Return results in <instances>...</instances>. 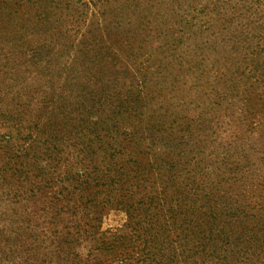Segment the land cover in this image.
I'll list each match as a JSON object with an SVG mask.
<instances>
[{"label": "rangeland", "instance_id": "rangeland-1", "mask_svg": "<svg viewBox=\"0 0 264 264\" xmlns=\"http://www.w3.org/2000/svg\"><path fill=\"white\" fill-rule=\"evenodd\" d=\"M63 1L69 9L61 5L59 11L69 17L63 16L60 27L67 33L54 31L51 59L32 60L27 46L17 38L31 27L24 21L14 23V19L0 13V150H10L9 156L25 159L32 150H26L28 146L37 147L34 141L41 136L35 134L34 127L16 121L15 116L5 120L2 113L11 115L19 111L23 115V109L43 106L45 113L40 112L39 119L32 122L42 124L40 131L47 121V111L61 104L79 106V98L73 99L78 96L77 91L84 86L92 88V81L96 85L105 83L102 86L108 88L117 106L126 107L128 102L135 108L136 118L139 114L144 116L143 126L139 125V140L144 141L143 147L145 144L152 148L150 159L157 161H151L153 170L157 171L159 162L164 168L160 177L166 182V201L176 193L180 202L184 200V205L174 202L177 208L181 204L176 210L185 212L195 202L198 207L205 206L197 207L198 220H202L199 214L204 210L219 212L215 225L209 223L201 233L197 232L195 240L186 238L196 251V256L188 257V263L221 264L219 256L224 247L216 252L217 258L211 259L206 253L209 246L203 249L206 239L200 237L207 235L208 239V230L213 226L217 231L225 220L224 211L232 213L238 209L239 220H246L249 228L259 219L264 222V0ZM123 39L130 41L131 52ZM90 40L92 44H105L115 51L114 55L112 50L110 56L96 46L93 48H97L99 55L89 52L78 59V49ZM72 76L80 77L71 79ZM144 77L146 84L142 88L140 82ZM61 85L66 87L64 91ZM141 89L146 91L149 102L139 111ZM89 105L90 102L86 106ZM28 117H23V122L35 119ZM121 117L126 119L127 115ZM143 127L152 135L145 140H141ZM134 129H138V124ZM119 143L112 144L117 151ZM139 148L135 153L138 159ZM111 149L106 147L103 152L109 153L106 150ZM169 151V157L176 162L171 172L167 171L166 161L161 160L166 158L163 153ZM120 157L114 155L108 163H119L123 160ZM12 185L16 189L17 183L12 181ZM4 188L6 192H0V231L6 236L17 232L24 236V227L33 218L29 203L26 199L6 197L13 190ZM114 189L113 186L108 190L121 192ZM89 194L90 191H84L85 199ZM104 195L88 199L99 203L101 209L91 214V218L97 219L95 228L90 230L89 240L75 247V253L88 263L96 259L99 264H121L123 259L124 264H136L139 211L131 221L123 206L106 202ZM22 204L26 207L23 212ZM34 209L38 210L37 205L31 207V211ZM12 213L15 219L11 218ZM239 220L227 217L226 231L232 230L238 236ZM175 231L169 235L174 237ZM245 232L248 238L250 232ZM181 233L184 237L189 230L183 227ZM100 236L117 245L113 252L103 249ZM187 240L184 238L182 244L188 245ZM239 244L240 241L235 245L237 249L243 246ZM157 247L159 244L155 243V250ZM176 248L178 257L186 259L189 252L185 246L178 244ZM4 250L3 242L0 251ZM249 250L248 243L245 255L250 258ZM9 259L6 264H25L23 258ZM259 260L264 262L263 257ZM34 264H40V260Z\"/></svg>", "mask_w": 264, "mask_h": 264}, {"label": "trees", "instance_id": "trees-1", "mask_svg": "<svg viewBox=\"0 0 264 264\" xmlns=\"http://www.w3.org/2000/svg\"><path fill=\"white\" fill-rule=\"evenodd\" d=\"M61 5L69 9L63 0H0L1 14L9 20L14 19V23L24 21L31 27L29 31L25 30L17 38L27 46L32 54V60L51 59V47L56 40L54 31L67 33L61 30L60 24L64 19L63 16L69 17V14L59 11ZM92 40L89 44H84L86 47L83 46V49H78V59L85 58L84 56L89 52L99 55L97 48H93L96 46L100 47V51H106L112 56L111 48L101 43L94 44L95 41L92 44ZM127 40L123 39L124 43H127L128 51L131 52L133 46L131 47L130 41ZM141 48L143 46L139 47ZM114 52L112 50L113 55ZM78 77L80 76H72L71 79ZM108 81L109 79L106 80ZM48 82L52 83L50 79ZM91 83L92 88L84 86L77 91L78 96L73 97L74 101L79 98V106L74 104L72 107L69 106L70 103L61 104L52 111H47V121L40 131L38 129L42 124L37 125L32 122L39 119L37 116L40 112L45 113L43 106L23 109V115H20L19 111L11 115L2 113L5 120L10 121L11 116H15L16 121L34 127L35 134L38 132L41 136L34 141L37 147L33 148L32 144L28 146L26 150L32 149L31 155L26 154L27 157L22 159L23 161L16 155L9 156L10 150H0V192H6L4 188L6 187L13 190L6 197L14 198L13 200L26 199L29 203L27 206L30 207L29 214L33 217L24 227L27 231L24 236L19 232L16 234L12 232L13 235L6 236L0 231V244L5 243V250L0 251V264H6L11 257L21 260L23 258L25 264H34L38 260L40 264H99L96 259H92L89 263L88 260L82 261L74 249L89 240V232L95 228V221H97L91 218V214L101 209L99 203L88 202V199L92 201L96 195L101 197L104 193L103 200L123 206L131 221L137 217L135 212L139 211V261L137 260L136 264H166L167 262L189 264L188 257L196 256V251L193 248L194 245L186 238L189 236V239L195 240L198 238L197 232L201 233L209 223L215 225L220 216L219 212L211 209L207 213L204 210L202 214H199L202 220H198L196 202L184 212L183 209L176 210L180 209L181 204L177 208L174 202L184 205V200L179 201L178 194L173 193L169 197V202L166 201L169 196L166 195L167 186L160 177L161 170L164 168L161 169L159 162L157 171L153 170L151 161L153 160L154 164L157 161L154 157L150 159L153 154L152 148L145 144L143 147L144 141L139 140V125L143 126L144 116L139 114L140 117L136 118V115H133L136 110L133 105L129 106L128 102L126 107L117 106L113 96L109 95L108 88L102 86L105 83H99V85L93 81ZM140 84L143 88L146 84L145 77ZM65 88V86L62 87V91ZM141 95L145 103L143 106L140 102ZM126 101H128L127 98ZM89 102L90 105L87 107ZM148 102L146 91L141 89L139 111L147 106ZM16 106L19 104L16 103ZM56 109L59 111L56 112ZM123 114L127 115L126 119L121 117ZM25 116H29L28 118L35 116V119L23 122L22 118ZM137 124L138 129H134L137 128ZM146 130V127L142 128L141 140L152 136ZM117 141H120L119 147L117 146L118 151L114 149L115 146L112 147V144ZM106 147L112 148L110 151L106 150L109 153L103 152ZM138 148L139 159L135 156ZM118 154L123 160L111 166L108 159ZM163 154H166V158L161 160L166 161L165 166L169 167L167 171L171 172L175 169L176 162L169 157L172 154L170 151ZM151 172H153L152 176ZM12 181L17 183L16 189L13 188ZM113 186L121 192L116 194L109 191L108 189ZM87 190L90 194L89 198L85 199L84 191ZM36 205L38 210L31 211V207ZM204 207L199 206L198 209ZM21 208L23 212L26 207L22 204ZM238 212V209H234L232 213L224 211L225 220L223 224H219L221 226L217 227V231H214L216 227L213 226V229L208 230L210 233L208 239L207 235H201V240L206 239L203 249L206 250L209 246V251L207 250L206 253L214 259L217 258L216 252L224 247L223 253L219 256L223 261L221 264H264L259 260L262 257L264 259V222L259 219L249 228L245 225L246 220H239ZM183 214V218L179 221ZM241 214L244 216V211H241ZM14 217L12 213L11 218L15 219ZM227 217L239 220L236 224L240 230L238 236H234L235 232L232 230L229 233L226 231ZM252 217L255 218L254 215ZM31 223H34L33 227ZM183 227L188 229L189 233L181 237ZM246 229L250 232L248 238H245ZM173 230L177 233L171 237L169 234ZM92 236H95V233ZM184 238L188 245L182 244ZM98 239L103 243V249H110L113 252L117 247L101 236ZM238 241H240L239 245L243 244L240 249L235 247ZM155 243L159 244L156 250ZM248 243L251 250H249L250 258L245 255ZM178 244L185 246L189 252V255L186 254V259L184 257L181 260L178 257L179 252L176 248ZM189 245L192 246L189 247ZM206 253L203 255L204 261L207 260ZM254 256L257 259L253 261ZM78 258L79 261L76 262ZM124 262L126 261L121 259V264ZM192 264L196 263L193 261Z\"/></svg>", "mask_w": 264, "mask_h": 264}]
</instances>
